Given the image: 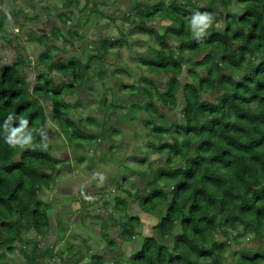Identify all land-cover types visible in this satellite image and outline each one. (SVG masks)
Segmentation results:
<instances>
[{
  "label": "trees",
  "instance_id": "trees-1",
  "mask_svg": "<svg viewBox=\"0 0 264 264\" xmlns=\"http://www.w3.org/2000/svg\"><path fill=\"white\" fill-rule=\"evenodd\" d=\"M236 1V11L230 10L232 0L141 1L122 16L136 31L154 37V56L139 60L166 78L163 90L148 77L140 85L150 96L140 107L160 120L146 121L158 139L153 148L166 156L140 197L142 209L152 213L165 205L166 210L124 264H264V0ZM102 3L85 0L83 9L91 6L90 14L105 16ZM79 4L63 0L61 17L71 19L70 10ZM73 35L82 39L85 33L76 28ZM47 36L31 38L42 42ZM125 39L122 34L92 40L94 51L86 53L89 46L82 50L85 60H54L49 45L41 55L46 67L35 66L33 82L26 71L31 60L21 47L16 46L11 62L0 56V264H7L15 250L31 264L55 257V249L42 247L53 204L40 191L53 188L63 160L53 154L43 100L52 102V119L69 139L98 138L72 117L75 104L65 94L78 91L93 74L89 67L94 59V68L104 71L111 48ZM189 60L193 64L186 67ZM185 70L191 80L183 82ZM179 93L182 121L166 125L155 98L174 109ZM211 93L213 100L203 98ZM126 202L119 198L117 208L125 209ZM110 218L112 223L103 219L105 230L120 227L124 241L143 234L139 214L121 222L112 214ZM218 232L224 242L217 240ZM246 234L255 245L233 251L228 260L226 242ZM103 235L117 246L107 232ZM105 261L95 253L86 264Z\"/></svg>",
  "mask_w": 264,
  "mask_h": 264
},
{
  "label": "rangeland",
  "instance_id": "rangeland-1",
  "mask_svg": "<svg viewBox=\"0 0 264 264\" xmlns=\"http://www.w3.org/2000/svg\"><path fill=\"white\" fill-rule=\"evenodd\" d=\"M141 1L153 3L156 0H103L100 10L105 16H100L90 14L91 6L83 9L85 0H80L79 6L70 10L71 19L66 21L60 15L63 0H0V56L5 62H11L16 58V46L21 47L31 60L26 71L32 82L37 72L35 66L46 67L41 55L49 45L54 60L74 56L85 60V52L94 51L92 40L126 36L122 44L111 48L104 71L94 68L98 63L94 59L89 67L93 74L86 76L78 91L65 94V99L75 104L72 117L81 120L82 127L98 138L69 139L52 119V102L43 100L53 154L63 162L53 188L40 191L41 196L53 204L51 229L42 247L51 246L57 252L55 257L39 259L35 264H86L95 253L105 257L104 264H124L131 253L140 249L144 234H151L154 224L165 213V205L158 206L152 213L144 212L140 199L148 190L147 182L152 179V173L166 159L165 154L154 150L152 143L157 144L158 139L146 123L147 119H159L140 107L150 100L140 87L144 77L153 79L162 90L165 88L166 78L150 72L139 60V57L154 56L153 49L158 44L152 35L136 31L134 24L122 20L124 13L131 12L135 3ZM238 9L237 1L232 0L230 10ZM219 11L223 15L221 8ZM76 28L83 30L84 38L77 39L73 35ZM42 33L48 34L42 42L31 38L32 34ZM86 46L90 49L87 47L88 51L83 52ZM192 64L189 60L185 65ZM181 79L183 82L191 80L186 70ZM68 81L73 82L71 78ZM215 96V93L203 94L206 100H213ZM178 100L177 107L170 109L155 98L159 113L164 115V124L182 121L180 93ZM122 197L127 201L125 209L117 208L118 199ZM137 211H141L146 220L141 227L143 234L137 235L135 242L124 241L118 226L111 225L105 230L103 219L113 222L110 214L121 222L129 215L138 214ZM104 232L117 246L107 242ZM217 240L224 242L221 232ZM226 243L228 260L232 259L233 251L255 245L248 234ZM81 254L85 257L76 262ZM6 263L31 264L19 250L9 253Z\"/></svg>",
  "mask_w": 264,
  "mask_h": 264
},
{
  "label": "crops",
  "instance_id": "crops-1",
  "mask_svg": "<svg viewBox=\"0 0 264 264\" xmlns=\"http://www.w3.org/2000/svg\"><path fill=\"white\" fill-rule=\"evenodd\" d=\"M125 206H126V205H125ZM138 212H139V213H138ZM137 213H138L140 216H142V215L140 214V213H141V211H137ZM145 220H146V218H143V217H142V223H144V222H145ZM142 225H143V224H142ZM133 242H135V240H134ZM137 245L139 246V244H137ZM138 246H137V247H138Z\"/></svg>",
  "mask_w": 264,
  "mask_h": 264
}]
</instances>
